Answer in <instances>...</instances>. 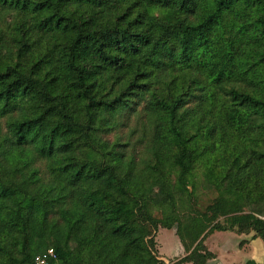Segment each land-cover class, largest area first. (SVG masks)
<instances>
[{
    "label": "trees",
    "instance_id": "obj_1",
    "mask_svg": "<svg viewBox=\"0 0 264 264\" xmlns=\"http://www.w3.org/2000/svg\"><path fill=\"white\" fill-rule=\"evenodd\" d=\"M160 227L264 240V0H0V264H163Z\"/></svg>",
    "mask_w": 264,
    "mask_h": 264
},
{
    "label": "crops",
    "instance_id": "obj_2",
    "mask_svg": "<svg viewBox=\"0 0 264 264\" xmlns=\"http://www.w3.org/2000/svg\"><path fill=\"white\" fill-rule=\"evenodd\" d=\"M229 233L232 235H229ZM243 234L245 237H243ZM163 235L170 240V244H168L169 252L164 251L167 248L159 240V236ZM231 236H234L233 238L237 236L236 241L241 239L234 247L229 246ZM216 238H219V240H216ZM155 240L159 258L163 261V264H192V262L180 261L188 253L175 227H160ZM260 240L263 239L254 237L253 233H238L232 230L208 232L205 235L204 244L214 253L215 258L208 260L205 264H264V247Z\"/></svg>",
    "mask_w": 264,
    "mask_h": 264
},
{
    "label": "rangeland",
    "instance_id": "obj_3",
    "mask_svg": "<svg viewBox=\"0 0 264 264\" xmlns=\"http://www.w3.org/2000/svg\"><path fill=\"white\" fill-rule=\"evenodd\" d=\"M125 131V129H123V132ZM217 195V192L213 189H206V188H203L202 186H200L199 190L197 191L196 193V199H197V207H199L200 209H204V207L213 199L215 198V196ZM159 217H161L162 215H158ZM219 221L221 223H225L226 222V218L223 216V217H220L219 218ZM229 235H232L229 233ZM231 241L229 242V246L231 247H234V245H236V243L238 241H241L238 240L236 241V237L233 238L234 236H231ZM243 237H245V235L243 234ZM159 240L160 242L165 245V247L167 249H165L164 251L165 252H169L168 250V244H170V240H168L164 235L163 236H159ZM216 240H219V238H216ZM263 247H264V241L263 240H260Z\"/></svg>",
    "mask_w": 264,
    "mask_h": 264
},
{
    "label": "built area",
    "instance_id": "obj_4",
    "mask_svg": "<svg viewBox=\"0 0 264 264\" xmlns=\"http://www.w3.org/2000/svg\"><path fill=\"white\" fill-rule=\"evenodd\" d=\"M56 258V253L53 248L36 256L35 264H51L52 259Z\"/></svg>",
    "mask_w": 264,
    "mask_h": 264
}]
</instances>
